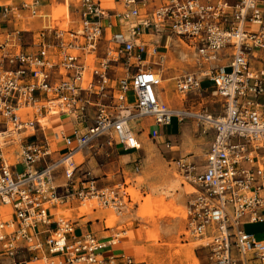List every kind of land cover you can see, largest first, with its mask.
<instances>
[{
    "label": "built area",
    "instance_id": "2783aa9c",
    "mask_svg": "<svg viewBox=\"0 0 264 264\" xmlns=\"http://www.w3.org/2000/svg\"><path fill=\"white\" fill-rule=\"evenodd\" d=\"M119 2L110 8L102 0H65L66 27L51 18L36 31L15 28L0 40V242L7 264H28L16 257L21 239L44 264H59L54 255L66 264H145L112 253L91 231L76 234L74 219L57 211L89 203L92 211L123 215L138 206L126 179L101 184L84 163L105 148L139 150L135 127L145 117L153 120L154 140L174 118H195L203 132L213 130L202 162L188 156L171 164L195 189L186 204L187 230L201 241L208 264H264V237L245 230L249 223L264 226V0ZM40 6L41 0H23L2 13L29 25ZM28 32L32 50L25 48ZM146 34L165 36L167 48L187 46L199 68L174 77L175 89L185 97L201 93L207 78L224 100L221 114L160 98L168 54ZM133 163L140 172L141 157Z\"/></svg>",
    "mask_w": 264,
    "mask_h": 264
},
{
    "label": "rangeland",
    "instance_id": "374dc122",
    "mask_svg": "<svg viewBox=\"0 0 264 264\" xmlns=\"http://www.w3.org/2000/svg\"><path fill=\"white\" fill-rule=\"evenodd\" d=\"M102 4L105 5V0H102ZM54 10H56L54 16L62 19L61 14L65 13L66 7L57 5ZM78 17L77 14L76 18ZM113 20L116 24L117 19L114 17ZM56 22L66 27L68 20H56ZM184 47L186 49L171 47L163 71L165 85L162 84L160 90L174 105H180L182 102L191 105L193 102L195 111L207 107L209 112L215 115L221 114L224 100L213 94L212 88L207 92L190 93L186 97L174 90L175 74L199 68L194 60V54L187 49V46ZM149 123L151 120H141L137 127L142 147L144 151H149L147 155L143 150L140 151L143 158L141 172L134 173V163L125 157H120L111 148L102 149L101 153L89 156L85 161L84 169L92 170L93 174L97 176L109 174L110 184L126 179L129 184L128 189L133 191L135 201L138 203L131 212L123 215H117L109 208L99 209L104 210L106 214L116 216L117 221L113 226L117 227L119 232L124 229L127 233L126 237L133 233L131 229L138 228L141 231L143 234L141 240L146 243L147 250L143 249L138 257L143 259L145 264H208L209 260L205 257L206 250L199 245L201 241L187 230L186 200L190 199L192 196L190 192L195 189L188 184L185 187L181 184L183 178L176 170L170 169L169 162L188 156H193L191 159H196L198 162L203 161V153L212 139L213 131L208 130L205 133L202 131V125L195 118H187L183 121V136L175 142L171 150L160 146L150 138L146 126ZM143 124L145 125L141 127ZM176 127L177 119L174 118L164 131L173 132L176 131ZM17 170L23 171L24 166L19 165ZM10 211L11 208L8 210L4 208V213ZM245 230L256 234L258 238L264 237L262 223L246 224ZM122 237L124 235L120 234L119 238Z\"/></svg>",
    "mask_w": 264,
    "mask_h": 264
},
{
    "label": "crops",
    "instance_id": "0c3cea01",
    "mask_svg": "<svg viewBox=\"0 0 264 264\" xmlns=\"http://www.w3.org/2000/svg\"><path fill=\"white\" fill-rule=\"evenodd\" d=\"M22 1L23 0H0V40L4 39V37L8 31H11L15 28L29 27L30 29L36 31V30L40 29L42 26H44L48 22V20H51V18L64 21L63 13L61 14L63 16L62 19H58L59 17L56 18L54 16V14L56 13V10H54V9H55V6H57V5H59V6L62 5L64 7H66V9H67V6L65 4V0H41L40 13L38 16L32 18V20H29L30 21L29 25L26 24V21L24 18L14 19V18H11V16L9 19L4 18V15L2 13L4 5H6V4L17 5V4H20ZM105 6L110 7V8H120L121 3L119 2V0H105ZM59 8H57V9H59ZM28 14H29L28 10H21V15L23 17L28 16ZM32 37H33V32L26 33L25 37H24L25 43H26L25 48L28 50L34 49V47L32 45L33 44L32 43V40H33ZM163 38H165V36L161 37L157 34H146L145 35V40L147 42H149L151 44H158V46L160 47V51L161 52H167L168 56H169V52H170V49L172 46H173V48L174 47L175 48L176 47L177 48L182 47V48L186 49L184 46L179 45L177 42H172L171 44L168 45L169 48H167V46L165 45V39H164V41H162ZM197 70L198 69L191 70V71H197ZM191 71H188V72H191ZM179 74H181V73L175 74L174 77H176ZM163 83H164V81H163ZM173 84H174V90L176 91L175 82ZM163 85H165V84H163ZM211 87H212V83L207 78H202V88H203L202 92H207ZM159 96L161 97L162 100H164L169 105H171L175 108H185V107H190L193 105L192 100H191V102H192L191 105H186V102H182L180 105L172 104L171 102L168 101L167 96H165L164 93L160 90V87H159ZM142 120H144V121L151 120V123L146 124V126H148V135L150 136V132L153 128V120L149 117H145ZM51 125H53L56 128H60L61 123L58 121L57 117H51ZM144 125L145 124H143L141 127H143ZM138 126L139 125H137L135 128H136L138 140L140 141V144H141L139 150L125 151L120 145L111 148L120 157H125L129 161H132V162H134V160L136 159V156L141 157L140 151H142V150L144 151V149L142 147V142L140 140L141 138L139 137L140 136L139 131L137 129ZM167 126L168 125L159 127L160 137L158 139L154 140L153 138H151V136H150V138L152 140H154L160 146L166 147V148H169L172 150L173 147L175 146V142L183 136L184 123L179 122V120L177 119L176 131H173V132L164 131V129ZM212 138H213V136H212ZM210 142H209V144H210ZM209 144L205 148L203 155L205 154L207 148L209 147ZM144 152L146 155L149 153L148 150H145ZM191 157H193V156H191ZM194 157H196V156H194ZM76 158L78 161L83 160V157L80 155H78ZM80 158H82V159L80 160ZM142 161H143V158L141 157V170H140V172L142 171ZM199 162H202V160ZM171 164H172V161L169 162V165H170V169H173ZM134 173H139V172L134 171ZM105 175H107V176H105ZM105 175L100 176L101 177L100 178L101 184L109 183V179H110L109 174H105ZM62 180H63L62 178H58L57 182H61ZM181 184H182V182H181ZM183 186L185 187V185H183ZM130 191H131L133 198L135 200V196L133 194V191L132 190H130ZM187 202H188V200H186V204H187ZM81 208L83 209V207H81ZM52 211L56 212V209H54ZM57 211L63 212L65 214L71 216L74 219L75 226H76V231H75L76 234L80 235V234H83L87 231H91L99 239L108 242V250H110L112 253H114V254L126 253V254H130V255L134 256L137 260H143V259L138 257V254H140V252L143 249L147 250V245H146V243L143 242V240H141L143 238V234H141V231H139L138 228L131 229L133 233L129 234V236H127V237H126L127 233H124L123 234L124 237L119 238V241L117 243L110 245L109 243H110L111 238L113 237L114 233L119 232V231H118L117 227H114L111 229L107 228L106 224L108 226H113L114 223L117 221V218L115 216L106 214V212L104 210H101L99 208L96 210H93V211L91 209H87L84 212V211H81L80 206L78 204H75L73 207H69L68 205H65L62 208L58 209ZM41 228H43V227L41 226ZM30 233L33 234V231L30 230ZM46 236H47V234L43 233L40 235V239L42 241H44ZM16 246L18 248V254L16 257L18 259H27L28 264H44V262H43L44 259H42V258L37 259V260L32 259V257H33L32 255H34L36 252H32L28 249V243L26 240H24V239L18 240L16 242ZM47 255L50 256L48 253H47ZM53 258L55 260H57L59 262V264H66L63 261L62 256H60V255H54ZM8 262H9V258L4 255L3 246H2V243L0 242V264H7Z\"/></svg>",
    "mask_w": 264,
    "mask_h": 264
},
{
    "label": "bare ground",
    "instance_id": "6f19581e",
    "mask_svg": "<svg viewBox=\"0 0 264 264\" xmlns=\"http://www.w3.org/2000/svg\"><path fill=\"white\" fill-rule=\"evenodd\" d=\"M161 98V97H160ZM81 156V155H80ZM131 192V191H130ZM92 208V206L88 203L86 206H83V211L85 212L87 209H91ZM92 210V209H91ZM114 216V215H113ZM116 217V216H115ZM106 219V218H105ZM106 226H108L107 224H106ZM109 227H111V226H109Z\"/></svg>",
    "mask_w": 264,
    "mask_h": 264
}]
</instances>
